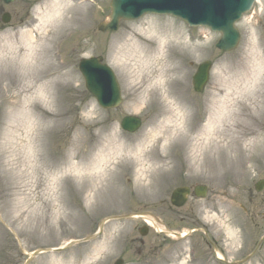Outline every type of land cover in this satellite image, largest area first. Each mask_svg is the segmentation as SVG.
Listing matches in <instances>:
<instances>
[{
    "label": "rangeland",
    "instance_id": "374dc122",
    "mask_svg": "<svg viewBox=\"0 0 264 264\" xmlns=\"http://www.w3.org/2000/svg\"><path fill=\"white\" fill-rule=\"evenodd\" d=\"M55 1L16 0L8 5L1 1L0 8L11 13V20L4 24L0 13V37L12 33L19 36L30 30L37 32L38 28L41 37L49 36L59 21L43 31V14ZM59 1L77 4L76 11L64 12V16H75L77 21L66 25L64 28H68L58 32L52 42L55 64L60 71L69 72L70 84L59 91L61 105L56 123L48 127L44 161V156L39 158L42 151L37 149L28 158L31 161L25 160L29 156L25 147L29 138L36 136L37 124L34 130L27 128L21 109L17 108L15 113L5 88L0 91V264H22L27 256L25 251L61 245L62 239L87 236L97 230L105 217L149 211L170 228L180 230L191 222L181 217L194 210L209 221L218 239L223 238L227 260L244 256L257 242L259 247L245 264H264V241L260 243L264 220L260 215L247 216L241 205L247 204L248 191L251 187L254 190V181L264 174V145L246 152L244 149L250 146L240 148L244 157L236 155V146H229L235 136H239L243 146L251 130L264 134V75L253 83L256 76L250 71L256 60L264 59V0H258L237 23L242 38L231 52L217 50L220 33L207 27H190L179 18L148 14L141 19L121 21L115 32H102L97 24L108 17L111 0ZM153 26L195 46L193 52L184 49L183 55H178L180 79L174 83V96L164 99L163 106L178 107L175 98L183 94L192 104L187 126H201L213 117L216 101L231 95V110L237 112L233 118L238 120V125L229 123L230 118L214 121L216 138L199 141L205 147L201 156L192 145L198 131L190 134L186 143L177 138H174L177 143H173L172 139L169 162L162 167L143 161L137 154L138 145L143 142L146 151L153 149L158 153L153 144L166 143L161 135L168 130H162L170 128L164 122L167 115L159 113V99L132 87L147 85L141 83L140 76L150 69L134 66L130 72L133 79L125 78L114 48V40L122 31L130 35L132 31ZM91 55H102L117 75L124 95L117 108H101L85 87L78 63ZM206 59L213 61L211 80L202 93H196L192 77L198 64ZM250 75L252 80H247ZM232 81L236 85L231 86ZM127 114L142 117L143 125L138 131L125 133L121 128V119ZM252 115L256 118L252 119ZM213 140L217 147H212ZM103 157L96 167L92 166ZM119 162L124 163L117 166ZM200 183L209 188L206 197L190 196L184 206H172L170 195L174 188ZM142 223L140 218L109 220L103 234L96 239L75 244L61 253H39L29 264H114L121 256L123 264H190L188 247L190 241L191 246L195 245L199 234L191 240L168 242L155 228L142 236L138 231ZM199 243L202 247L198 252L203 256L197 264H206L205 259L209 264L217 263L213 250ZM241 245L246 248L249 245V250L240 251ZM126 246L130 249L124 252ZM182 254L187 260L176 261ZM140 255L145 259H139Z\"/></svg>",
    "mask_w": 264,
    "mask_h": 264
},
{
    "label": "bare ground",
    "instance_id": "6f19581e",
    "mask_svg": "<svg viewBox=\"0 0 264 264\" xmlns=\"http://www.w3.org/2000/svg\"><path fill=\"white\" fill-rule=\"evenodd\" d=\"M70 10L76 11L77 4L66 5L62 1L57 0L47 7V10L43 14L45 22L42 24V30L47 31L51 25L53 27L59 21L56 25V30L54 32L50 31L49 36L41 37L38 28L37 32L30 30L23 31L19 36L16 33H12L9 36L0 37V91L5 88L4 91L7 93L9 103L12 102L14 104L12 109H14L13 111L15 113L17 112V108L21 109L19 112L23 115L22 121L27 128L29 127L30 130H34V124H37L36 136L30 137L25 147V154L27 153V156L29 154L25 159L27 162L31 161L28 158L35 154L36 151H42L43 155L40 152V157H38L41 159L44 156L43 161L46 159V154L43 153V147L44 143H46V137L48 138L46 136L48 127L54 125L57 121V110L61 105L59 91L70 84L69 72L58 69L51 49L52 42L55 39L54 36L66 25H71L77 21V17L75 16H64V12H69ZM128 34L127 31H122L114 40L116 55L117 58L119 57L117 63L121 67L124 77L127 79H133L130 72L134 66H137V68L141 67V69H150L140 76L142 77L141 83L147 85L136 86L133 84L132 87L136 91L141 90V94L159 99V103L161 104H159V113L160 115H167L164 122L170 126V128L162 130V132L168 130L165 134L161 135L164 136L163 139L166 143L161 144V142H158L153 144L157 146L158 153L155 154L156 151L154 152L153 149L149 152L146 151L144 148L146 146L145 142L138 145L137 154L141 156L143 161H147V163L149 162L152 165H158L159 167L168 164V150L172 139H181L186 143L189 135L197 131L199 135L192 145L199 151L198 155L201 156L204 152V144L200 143L201 140H210L215 137L216 128L213 126L214 121L220 120L223 122L230 118L228 120L230 121L229 123L233 121V123L236 122V125H238V120L234 121L233 118L237 112L231 110V95H227L225 99L216 101L215 106L217 109L213 117L201 126L199 124L187 126V119L190 118L189 112L192 104L180 92L178 93L181 96L175 98V103H177L178 107L165 108L163 106L164 99H171L174 96V83L180 79L179 75L182 69L179 63V56L183 55L182 52L184 49L190 52L195 50V46L190 41H183L181 38L172 37L171 34L163 33L154 26L141 28L132 31L130 35ZM50 37L54 38L52 39ZM255 59H258L257 55ZM252 66L253 68L250 71L255 74H253L256 76L253 83H256L259 82L261 75H264V59L259 58ZM170 75H173V78H170ZM250 76V78L246 79L252 80V75ZM234 84L236 85L232 81L230 85L233 86ZM254 117L256 118V115L251 116L252 119ZM172 123L173 126H171ZM238 138L239 136H235L229 146H233L232 148L237 147L234 151L239 157L244 150L245 152L248 150H256L264 145V141L262 142L264 134L261 131L251 130L248 132V136L245 137L247 141L244 142L243 146L241 145V139ZM176 141H173V143H177ZM212 143V147H217L214 140ZM235 143L238 144L236 145ZM246 146H250V148L244 149ZM240 148L244 150L242 149V151ZM245 156L249 157L251 155L248 156L245 154ZM103 159L105 157L94 161L92 166L96 167L99 161H103ZM122 163L124 162L117 163V166ZM78 167L79 164L76 163L74 168L77 169ZM150 176L153 177V174ZM155 181L156 176L154 174L153 182L155 183Z\"/></svg>",
    "mask_w": 264,
    "mask_h": 264
},
{
    "label": "water",
    "instance_id": "95a60500",
    "mask_svg": "<svg viewBox=\"0 0 264 264\" xmlns=\"http://www.w3.org/2000/svg\"><path fill=\"white\" fill-rule=\"evenodd\" d=\"M11 2L13 0H4ZM255 0H112L109 19L98 26L102 31H115L122 19H134L145 13L173 14L187 20L192 25L209 26L222 33L217 46L229 51L239 42L240 34L235 23L249 11ZM10 14L5 13L3 20L8 22ZM212 62L204 61L194 77L196 91H202L209 80ZM80 68L90 92L106 108L117 107L122 101L121 90L113 70L102 63V56L82 59ZM141 118L127 115L122 119V127L135 131L141 126ZM187 188H178L172 194V202L182 205ZM204 186L197 187V193L205 195ZM143 233H146L145 231ZM120 264V261L119 263Z\"/></svg>",
    "mask_w": 264,
    "mask_h": 264
},
{
    "label": "flooded vegetation",
    "instance_id": "af4514ba",
    "mask_svg": "<svg viewBox=\"0 0 264 264\" xmlns=\"http://www.w3.org/2000/svg\"><path fill=\"white\" fill-rule=\"evenodd\" d=\"M262 180L256 184L257 182H254L253 184V188L254 190L251 189L248 191L247 196H246V200H247V204H241L242 208L244 210V213L249 216V215H253L254 218L256 216H261V219L264 220V176L261 178ZM191 196H194V185H191ZM258 188H260V190H258ZM258 207H260V210L257 211ZM263 211H261L262 209ZM187 217V219L191 220L190 225L188 226L191 229L190 232V236H194L196 234L198 235V241L207 246H209V248H212V254L215 255L216 251L215 248L218 249L219 251H221L222 254H224V256L221 258L219 257V260H221V264H234L232 263L233 258L231 260H227L225 257V251H224V245H223V238L218 239L216 236H214L212 234V231H210V228L208 225H205L201 220L200 217L198 218V212L196 210L192 211V212H188L186 213V216H182L181 218L184 221V218ZM264 235V234H263ZM262 235V236H263ZM261 236V237H262ZM260 237V239H261ZM264 241V240H263ZM135 242H137V239L135 240ZM139 242L142 243L143 240L139 239ZM259 242V241H258ZM255 247H254V253L256 252L257 248L259 247V243L255 242ZM129 248V247H127ZM223 251V252H222ZM25 254H27V252H25ZM228 255V254H226ZM237 264H244L242 262L237 263Z\"/></svg>",
    "mask_w": 264,
    "mask_h": 264
}]
</instances>
